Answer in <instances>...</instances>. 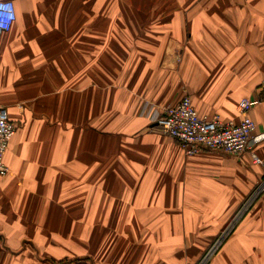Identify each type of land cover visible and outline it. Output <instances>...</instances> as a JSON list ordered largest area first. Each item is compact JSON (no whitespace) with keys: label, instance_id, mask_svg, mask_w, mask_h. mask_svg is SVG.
Returning <instances> with one entry per match:
<instances>
[{"label":"crops","instance_id":"0c3cea01","mask_svg":"<svg viewBox=\"0 0 264 264\" xmlns=\"http://www.w3.org/2000/svg\"><path fill=\"white\" fill-rule=\"evenodd\" d=\"M13 1L0 264H197L226 232L209 264H264L263 168L187 155L141 114L189 95L238 122L264 97V0ZM250 116L264 133V100Z\"/></svg>","mask_w":264,"mask_h":264},{"label":"built area","instance_id":"2783aa9c","mask_svg":"<svg viewBox=\"0 0 264 264\" xmlns=\"http://www.w3.org/2000/svg\"><path fill=\"white\" fill-rule=\"evenodd\" d=\"M6 8L0 9V39L11 30L17 19L16 4L13 0H0ZM264 91V80L262 82ZM264 97L257 100L243 98L238 102L237 111L241 118L238 122L224 120L219 114H201L193 105L189 95H184L177 103L162 110L146 104L141 114L155 124L160 131L176 139L187 155H196L202 151H220L240 157L248 154L254 165L263 168L253 197L264 193V161L255 147L264 140V133H257V124L250 116L251 109ZM16 132L15 124L10 120L6 107L0 104V176L7 175L8 166L4 157L11 139ZM249 203L244 205L245 211ZM241 211V212H242ZM240 213H238V216ZM220 238L201 257L197 264H208L220 246Z\"/></svg>","mask_w":264,"mask_h":264},{"label":"rangeland","instance_id":"374dc122","mask_svg":"<svg viewBox=\"0 0 264 264\" xmlns=\"http://www.w3.org/2000/svg\"><path fill=\"white\" fill-rule=\"evenodd\" d=\"M0 104H1V103H0ZM228 233H229V232H226V233H224L222 236H220V241H221V242H223L224 239L229 235ZM215 242H216V241L214 240V242L212 243V245H213ZM212 245H211V247H212ZM211 247H210V248H211ZM206 252H207V251H206ZM206 252H205V253H206ZM205 253H204V254H205ZM204 254H203V255H204ZM208 264H209V263H208Z\"/></svg>","mask_w":264,"mask_h":264},{"label":"clouds","instance_id":"9594fccd","mask_svg":"<svg viewBox=\"0 0 264 264\" xmlns=\"http://www.w3.org/2000/svg\"><path fill=\"white\" fill-rule=\"evenodd\" d=\"M6 7H7L6 5L0 4V9L6 8ZM2 19H3V17L0 16V20H2Z\"/></svg>","mask_w":264,"mask_h":264},{"label":"bare ground","instance_id":"6f19581e","mask_svg":"<svg viewBox=\"0 0 264 264\" xmlns=\"http://www.w3.org/2000/svg\"><path fill=\"white\" fill-rule=\"evenodd\" d=\"M116 221V220H115ZM117 223H118V221H117Z\"/></svg>","mask_w":264,"mask_h":264}]
</instances>
